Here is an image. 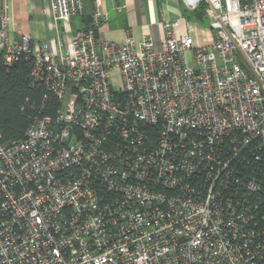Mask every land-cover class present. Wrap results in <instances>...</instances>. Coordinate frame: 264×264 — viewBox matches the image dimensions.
I'll list each match as a JSON object with an SVG mask.
<instances>
[{
	"label": "built area",
	"instance_id": "2783aa9c",
	"mask_svg": "<svg viewBox=\"0 0 264 264\" xmlns=\"http://www.w3.org/2000/svg\"><path fill=\"white\" fill-rule=\"evenodd\" d=\"M105 1L63 51L0 14L1 65L44 89L23 137L0 133V264H264V0H179L205 40L180 18L158 47L99 41ZM50 9L67 29L84 3Z\"/></svg>",
	"mask_w": 264,
	"mask_h": 264
},
{
	"label": "crops",
	"instance_id": "0c3cea01",
	"mask_svg": "<svg viewBox=\"0 0 264 264\" xmlns=\"http://www.w3.org/2000/svg\"><path fill=\"white\" fill-rule=\"evenodd\" d=\"M83 3L84 13L73 17L67 29H63V26L54 20L50 0H0V14L6 5L7 13L11 15L14 23L33 42L50 41L56 45L59 40L63 44V51L70 36L91 25L92 2L84 0ZM180 4L183 5L179 0H106L101 4V11L108 17L97 28L96 36L99 41L122 43L125 32L130 30L136 43L144 36H151L158 47L163 37V23L183 18L185 15V10L180 9ZM121 5H124V8L118 10ZM7 32L9 38H15L11 28H8ZM182 32L183 29L179 26L177 33ZM190 35L195 44L205 40V32L194 29L191 25Z\"/></svg>",
	"mask_w": 264,
	"mask_h": 264
},
{
	"label": "trees",
	"instance_id": "16d2710c",
	"mask_svg": "<svg viewBox=\"0 0 264 264\" xmlns=\"http://www.w3.org/2000/svg\"><path fill=\"white\" fill-rule=\"evenodd\" d=\"M200 6L205 8L203 4ZM201 16L202 13H197L198 18ZM30 71V63L23 59L3 67L0 54V133L5 143L23 137L29 118L44 95L42 87L30 83ZM55 108V100L49 97L47 112L51 114Z\"/></svg>",
	"mask_w": 264,
	"mask_h": 264
},
{
	"label": "rangeland",
	"instance_id": "374dc122",
	"mask_svg": "<svg viewBox=\"0 0 264 264\" xmlns=\"http://www.w3.org/2000/svg\"><path fill=\"white\" fill-rule=\"evenodd\" d=\"M203 6L205 5L203 4ZM180 9L183 11L185 10L184 11L185 15L183 16V18L189 21L192 28L197 30L200 29L203 30L204 32L208 30V17L205 14V8L199 5L196 11H194V10L186 9L183 5L180 4ZM199 12L202 13L201 18L197 17V13ZM187 58H188L189 66L192 67L193 57L191 53H187ZM110 83L115 91H119V89L121 88L120 76L116 69L111 71Z\"/></svg>",
	"mask_w": 264,
	"mask_h": 264
}]
</instances>
